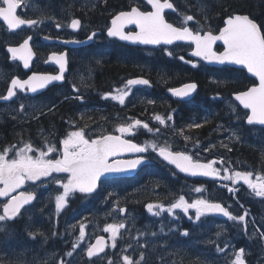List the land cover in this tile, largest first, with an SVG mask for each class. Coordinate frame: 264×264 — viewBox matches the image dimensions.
Segmentation results:
<instances>
[{"label":"flooded vegetation","instance_id":"obj_1","mask_svg":"<svg viewBox=\"0 0 264 264\" xmlns=\"http://www.w3.org/2000/svg\"><path fill=\"white\" fill-rule=\"evenodd\" d=\"M170 2L173 3L175 11L166 10L164 13L165 18L175 26H181L183 11L179 10L176 0H170ZM134 6L139 7L141 10H145L146 0H32V3L27 8V10H25L24 7H20L17 10V14L21 18L35 19L37 21H43L42 23H38L31 27L23 26L18 30L9 31L6 24L0 20V96L6 94L10 85V81L13 77H18L23 80L27 79V77L33 73L52 75L57 74L59 72V67L54 64L53 61L48 59L51 54L65 53L67 60L64 80L61 84H50L46 86L45 89L38 90L34 93L27 91L20 92L19 89H17V95L12 99L8 101L0 100V154H3L5 149H9V155L6 158H14L15 152L24 147L25 143H30L33 148L47 151L46 146H39L37 144H40L41 139H43L45 142L47 141L48 146L57 147L56 152L49 154V158H56L61 154L59 152L60 140L65 137L67 132L77 130V128L84 130L86 129V138L91 139H95L100 135L107 134L120 135L115 131V129L112 131L107 130L105 132H100L99 130L102 126L97 124V122L92 125L71 123L69 116H67L65 112L60 116L62 117L61 120L59 119V114H57L58 116L56 119H54V116L51 114V111H53L55 107H59L63 103H65V106L61 108L63 111H66L68 103H70V105H73L74 110L78 111L77 114L71 115V118L81 121L84 119V106L92 109H101L99 108V105L102 102H109L107 99H104L100 96L101 93H107L110 88L113 89L114 87H117V85L122 84V82H126L128 79L141 77L149 80L150 84L147 86H135V89H137V92L141 93V95L152 93L154 90V86L150 78L145 77L144 75H138L127 77L125 80L110 82L109 86H107L104 91H94L93 88L89 91H86L84 87L80 86L78 88V92H74L73 83H75V80L80 73L89 71V73L94 74L93 71H95V68H90V65L92 64L90 59H93L94 63L98 64V60L102 62L101 57H111L118 54L125 55L129 63H132V54L134 52V54L138 53L142 58L145 57L144 59H147L150 62L149 68L155 67L160 69L163 64V58L165 57H167L169 60L176 59L182 61L179 59V57L183 56L185 61H192L197 65L201 63L205 64L201 59H196L187 55V52L192 49V46L187 43L175 44L179 46L182 44L188 45L187 50L185 51L184 55H182L180 51L171 49L175 45H173L171 48H165L163 46L141 47L126 44L117 38H109L107 36V28L111 26V19L119 12L129 11L131 7ZM168 17L171 19H168ZM72 19H79L81 21V27L79 29L73 30L68 27ZM193 22L194 20L188 22V26L194 31H206L205 27L201 29L200 27H197V24L194 25ZM57 23L62 25L60 29H57ZM134 30L135 29L131 27L125 28V31ZM92 33H95L94 38L92 40H88L87 37ZM28 37L32 38L30 40V47L32 48L34 56L30 62V68L25 69L21 61L11 59V54L7 51V48L9 46L18 47L23 42V40ZM45 37H49V39H45ZM65 41L68 42L65 43ZM166 50L171 51L173 55H166ZM215 50H221V46L217 45ZM180 85L171 88H176ZM171 88H167L166 93L170 95L174 101L193 102L192 98L197 89L189 99L178 100L174 99L170 94L169 89ZM95 94L99 96L96 98H90V96ZM86 95L88 97H86ZM77 96L83 97V100L77 99ZM155 96H157L155 102L160 104V81ZM142 102L144 101L140 96L139 98H128L123 105H139ZM77 104L80 106L76 107L75 105ZM21 105L24 106L23 110H21ZM157 115L165 118L171 115L173 119L169 120L167 123L160 124L159 121L155 120ZM149 117L151 118L149 119L141 113L135 115H125L124 121L126 124L130 123L132 119H138L144 123H147L148 126L154 130L153 132L148 133V129H145L143 128V125H140L135 130V134L124 135L123 138L130 139L134 143L144 145L143 143L145 141L148 142V139L153 138L151 135H153L156 131L163 132L166 136L171 138H168V140H166L163 144L164 146L169 147L171 151H184L191 155L194 160H199L203 163L215 160L218 163L214 164V167L221 169V176L223 175L222 169L229 168L228 161L224 156V148L208 147V149H199L196 147L195 149H192L191 145L194 144L192 140H189L188 144H184V141H181V132L176 130V124L174 123L175 113H173V111H170L167 114L159 113ZM117 119L118 117H114L111 126L116 128V125L121 122V119ZM202 119L204 120V118ZM37 120L46 121L45 130H40V128L37 126L38 124L36 123ZM150 121H152V123H150ZM197 121L199 120H195L194 124L198 123ZM219 122H216L214 129H212L214 134L218 130ZM37 153L38 152L36 150V155ZM139 155H144L147 158V163L140 166L131 175L114 177L108 180L112 186H115L116 182H123L129 194L131 191L136 192L137 195L144 192L138 196L139 198H144L145 201L147 200L148 202L143 205V209L140 212L138 210L137 203H134L135 205H132L131 207L128 205H119L120 208L126 209V213H120L121 218L125 219L126 216H132L134 219L133 223L129 221L131 226L138 224L139 222L144 224H146V222H150L149 224L154 225L155 221L151 223L152 219L146 218L147 212L145 211L147 209L145 205L149 203L154 204V202L160 203V194L159 200L157 201L154 200V194H145L146 190L142 187L144 181L148 178L149 174H152L156 170L158 172L157 176L160 178V166L163 167V173L171 177L175 184L181 183L179 176L182 174L176 168L163 161L162 158L153 152L151 148H149L148 152L145 154H133L122 158V160L134 159ZM221 160L223 161L222 164L219 163ZM229 170L230 172H233L230 168ZM242 170H244V172H251L253 174L252 179L254 181L256 180L257 175H259L256 173L257 170L255 168H248V170L243 168ZM52 175L53 177L61 178L64 182H66L67 174L54 173ZM182 176L185 177L189 183L188 186L185 185L183 188L184 192L181 195L188 196L193 194V192H195V188L200 187L202 192L198 194L195 193L197 197L208 199L210 202H219L228 210V205L224 197L227 196L228 193V187L226 186L230 184L233 187L231 181L201 177L190 178L184 175ZM106 180H100L98 189L106 185ZM0 187H2V185H0ZM233 188H238L241 195L243 194V205L246 207L251 206V209L248 208V212H252L255 216H264V198L251 196L252 192L247 194L252 191L247 186L238 185L237 187ZM138 189H142V191H138ZM20 191H33L35 193V199L29 205L25 206V208L22 209L21 214L18 215L14 220L6 221L0 225L4 228V231H0V264H9L11 257L14 256V253L19 251L18 249L24 246V243H31L30 246H32V248H30L28 251L29 254L36 253V248L38 247L37 243L44 244L42 248H46V251L49 253L56 249L55 256L62 254L64 250H67V247L71 245L69 242L72 239V236L69 237V230H71L72 235H74V233L80 228L79 222L81 221V218L78 219L80 214V217H83L84 215L85 217L91 216L96 221L99 218L93 216V213L90 212V210L95 209L96 206L99 205V199L101 196L96 194L98 190L92 194L75 192L71 198H66V206L61 210L60 213L56 212L55 197L56 195L62 193L63 189L56 185L52 178H41V181H38L35 184H33V182H27L23 188L16 190L11 195H18ZM177 194L180 193L177 192ZM177 194L173 196V199L175 197L176 198L172 201V203H174L175 200L179 198L180 195L177 196ZM137 195H131L129 200L132 202V199ZM85 197L87 199H85ZM8 198L10 197H0V214H3L2 203L7 202ZM113 205L114 207L118 206L117 203H113ZM68 206L71 210L70 216H74L77 220H79L76 225H69ZM191 212L195 215L194 210L191 209ZM203 218L208 220H221L215 214H209ZM57 219L59 221H57ZM196 225L194 226L196 227ZM205 226L206 227H204V225L201 226L203 229V232L199 237L201 239L209 237L212 231L211 225ZM149 227L152 228L151 225ZM90 229L91 227L88 226L87 230ZM154 229H157L156 240L158 243H160V227L156 226ZM53 233H55V235H53ZM88 235L91 236L80 249L82 250V264H93L103 256H95L91 260L87 257L86 250L92 244L94 238L99 235H104L108 240L107 236L103 232L95 233V231H90ZM132 235L133 233L130 231V235L128 236L130 239L129 243L131 248H134L135 244L133 240H131ZM164 245L165 243L163 242V246ZM241 245H245L243 239ZM147 248L148 249L144 251L146 253L143 254V258H141V255H139L140 253L132 256L133 264H162V261L165 258V252L160 247V244L157 245L156 248H151L149 246H147ZM147 252L150 254H147ZM246 252L247 250L244 251V254ZM207 253L209 254V252ZM222 255H224V252ZM252 257L258 261L259 257L257 254H245L246 259ZM55 262L56 260H51V264H55ZM259 263L261 264V262Z\"/></svg>","mask_w":264,"mask_h":264},{"label":"snow or ice","instance_id":"obj_2","mask_svg":"<svg viewBox=\"0 0 264 264\" xmlns=\"http://www.w3.org/2000/svg\"><path fill=\"white\" fill-rule=\"evenodd\" d=\"M32 0H0V20L6 24L9 31H15L23 26H35L43 21L35 19L21 18L17 14L20 7L25 10L30 6ZM172 9L175 11L173 3L170 0H146L145 10L139 7H131L129 11H121L111 19V26L107 28V36L109 38H118L120 41H128L140 45H173L174 42H186L192 46L190 55L198 57L203 61L216 64H233L242 66L252 76L258 79V84L247 89V91L235 94L234 99L239 102L243 109L247 110L245 122L248 125L264 126V34L258 25L247 15L229 16L224 21V26L219 29L218 34L212 31L193 30L188 26V22L194 20L192 15L184 17L181 26H174L165 19V10ZM134 25L135 31H125L126 26ZM57 29L62 27L56 24ZM73 30L81 27L79 19H72L68 25ZM95 33L87 37L92 40ZM28 37L18 47L9 46L7 51L11 54V59L22 62L25 69L30 68V61L33 58V51L30 47ZM49 39V37H45ZM217 41L223 42V51L217 52L213 45ZM68 41H65L67 43ZM75 42V41H73ZM166 55L172 56L171 51L166 50ZM48 59L54 61L59 66V73L29 75L27 79L21 80L13 77L5 95L0 96V100L8 101L17 95L16 90L20 92H37L45 89L52 82L62 81L66 69V54L53 53ZM185 63H191L192 67H197L192 61H185L183 56L179 57ZM97 63H100L98 60ZM147 79L135 78L128 79L124 88L118 89V95L104 94L102 98H110L118 101L121 105L125 103V98L129 95L134 86L149 85ZM197 89L196 83H187L179 88H171L169 92L173 97L185 99L190 97ZM73 91L78 89L73 85ZM77 99L83 100V97L77 96ZM23 110V105L20 106ZM235 111V109H233ZM168 120L173 117L169 115ZM155 120L160 124H164L165 120L157 115ZM140 120H134L131 124H121L115 129L120 135H100L95 139L86 138L87 133L84 129L69 131L63 139L60 140L59 152L56 158H49V154L56 152V146H45L47 151L39 150L38 155H30L29 153L36 151L30 143H26L24 147L15 152L14 158H6L9 155V149H5L0 154V197H10L7 202L2 203V212L0 214V225L6 221L14 220L21 214L22 209L29 205L35 199L33 191H20L18 195H11L18 189L23 188L27 182L35 184L41 181V178H52L54 183L60 186L63 191L55 197L56 212L60 213L66 206V198L72 196L73 193L79 192L83 194H92L97 189L98 181L105 174L127 173L137 170L140 166L147 163L144 155H139L134 159L118 160L111 159L121 154H145L151 148L163 161L170 165H174L180 173H184L193 177L200 176L206 178H219L223 181H231L233 185L243 182L251 189L256 197L264 198V176L257 175L256 180L252 179L251 172L234 171L230 172L229 168L221 169L214 167L217 161H209L202 163L194 160L193 157L184 151H171L169 147L158 146L156 143H147L140 145L132 142L130 139L123 138L125 134H135V129L140 126ZM201 124H193L191 127L199 128ZM143 128L149 129L147 123L143 124ZM151 131V129H149ZM188 139V137H185ZM223 163V161H219ZM67 174L66 182L61 178L53 177L52 174ZM229 193H233L236 189L228 187ZM196 193H201L200 187L195 188ZM148 213L153 216L160 217L162 212H167L169 216H173L175 210H180L190 220L193 218L189 215V210H194L195 217L193 222H199L201 218L209 214H222L230 221H245V215L235 216L231 214L226 207L219 202H210L205 198H197L190 203L183 195H180L170 206L163 204L145 205ZM155 209H159L156 211ZM120 213H126L125 208L119 209ZM126 227L124 222L118 224H107L104 232L111 234L112 246L116 247V240L120 234V230ZM246 228V226H245ZM0 231L4 228L0 226ZM85 226L81 225L79 238L72 244V249L76 250L81 241L85 238ZM55 235V233H53ZM182 235H189L185 229ZM217 236L220 233L216 234ZM34 238V236H33ZM227 247V246H226ZM219 251H224L220 249ZM104 252V239L97 237L96 242L90 245L86 250L87 257L91 260L94 256ZM69 257L73 255V251L67 253ZM244 250L238 249L235 252V259L232 264H246ZM143 258V254H141ZM123 264H133L132 258L128 255L122 257ZM63 264V261L61 262ZM109 264L112 261L109 260Z\"/></svg>","mask_w":264,"mask_h":264},{"label":"trees","instance_id":"obj_3","mask_svg":"<svg viewBox=\"0 0 264 264\" xmlns=\"http://www.w3.org/2000/svg\"><path fill=\"white\" fill-rule=\"evenodd\" d=\"M191 1V0H190ZM180 0H176L180 11L185 13V9L189 11L190 15L195 20L203 23L206 31L217 32L223 25L225 17L232 15L233 13L247 14L250 18L255 20L264 34V0H192L191 9L186 4V8H183L180 4ZM189 8V9H188ZM168 19H171L168 17ZM188 45H175L172 50L180 51L184 55ZM133 62L129 63L125 55H113L111 57H101L102 62L100 64L94 63L93 59L90 68H95V72L84 73L91 74V81L87 82L88 85H83L86 91L94 89V91L106 89L110 82H117L119 80H125L130 76L144 75L151 79L154 86L152 93L143 94L141 98L144 102L141 104H126V105H114L112 106L109 102H102L99 106L101 109H92L83 107L84 119L78 121L72 119L71 115H75L78 111L74 110L73 105L68 103L67 110L63 111L61 107L65 106V103L59 107H55L51 114L56 119L59 114V119L64 112L69 116L71 123L80 124H94L97 122L101 128L105 129L107 126L110 127L114 117H118L117 120L124 119L127 114H144L147 118L155 114H167L170 111L175 113L174 123L176 124V130L181 132L183 141H199L205 143L207 140L214 136V126L216 122L228 123L231 119L230 115L225 110V100L233 101L232 94L244 91L249 86L255 84L253 78L248 76L244 71L235 69L228 66L220 68L207 66L203 63L197 67H192L189 63L179 61L176 59L169 60L167 57L163 58V64L158 68H149L150 62L145 57H141L138 53L133 52ZM98 66V67H96ZM116 77V78H115ZM86 79V78H85ZM86 83V80H84ZM160 81V104L155 102L157 96L155 93ZM194 82L197 84V90L193 95V102L174 101L170 95L166 93L167 88H171L180 84ZM80 87V86H79ZM91 95V94H90ZM99 95L95 94L90 98H96ZM86 97H88L86 95ZM101 102V101H100ZM79 107L80 105H75ZM238 109H240L237 106ZM204 118V120L202 119ZM195 120L202 126L199 128L191 127ZM37 126L41 129L46 128V121L37 120ZM152 123V121H150ZM45 124V125H44ZM105 124V125H104ZM45 126V127H44ZM257 129L259 136H262L264 141V128L247 126L242 120L243 132L251 129ZM108 129V128H107ZM106 129V131H107ZM110 130V129H108ZM188 137V139H185ZM192 142V144H193ZM257 148L253 144L247 142L232 141L226 146L224 150V156L228 161V167L231 171L235 169H242V162H245L249 168H260L264 171V146L260 145ZM255 148V149H254ZM222 151V150H221ZM238 163V166L237 164ZM240 164V165H239ZM242 167V168H241ZM163 167L160 166V178L157 176V170L152 174L148 175V178L143 183L145 188V194H154V200H159L160 203L170 204L173 196L181 195L184 192L185 185L188 186L187 179L182 175L179 176L181 183H174V180L163 173ZM156 174V175H155ZM103 187L98 189L96 194L100 195L99 205L95 209L90 210L95 217H103L106 208L110 209L113 207V203L117 205H128L134 206V203L138 204L139 212L143 209V205L148 203L144 198H139L136 192L131 191V195L135 196L132 202L129 200L131 196L127 191L123 182H116L115 186L110 184L109 180L105 181ZM160 187V191H159ZM142 191V189H138ZM115 195V197H114ZM238 198L242 203L244 202L243 196L237 194ZM148 197V196H147ZM230 197L232 194L230 193ZM229 197V198H230ZM228 199H226V202ZM75 202V201H74ZM73 204V203H72ZM190 224L187 221L182 222L181 228L187 230L189 235L187 237L179 235L180 232H171L169 238H165V245L162 249L165 252V258L162 264H230L229 260L232 258V253L227 252L224 255L218 253L217 249L224 244V242L234 241L233 244L239 246L242 238H239L236 234L238 231L233 226H227L226 229H212L209 237L205 239L199 238L203 232L202 227L198 226L189 227ZM237 229V228H236ZM220 233L219 236L216 234ZM196 243V244H195ZM178 245V248H177ZM30 248L32 246L29 245ZM29 247H22L30 250ZM236 247V246H235ZM201 249V250H200ZM229 251V249H228ZM209 252V254L207 253ZM14 257V256H13ZM13 257L10 259V264L13 263ZM247 264H260L253 257L246 259ZM1 263V257H0Z\"/></svg>","mask_w":264,"mask_h":264},{"label":"rangeland","instance_id":"obj_4","mask_svg":"<svg viewBox=\"0 0 264 264\" xmlns=\"http://www.w3.org/2000/svg\"><path fill=\"white\" fill-rule=\"evenodd\" d=\"M180 1H181L180 4L183 5L182 6L183 8H186L185 7L186 4H187V6H189V8L191 7V4H192L191 1L192 0L191 1L190 0H180ZM187 15H190V13H189V11H187L185 9V13L183 14V17L181 19L182 22L184 20V17ZM193 23H194V25L197 24V27H200L201 29L204 27L203 23L199 22L198 20L194 19ZM165 54H166V51H165ZM84 80H86V84H85ZM90 81H91V74L80 73L79 76L76 78L75 83H73V84L78 89L79 86H83L84 84L88 85L89 83H87V82H90ZM125 84H126V82H122V84L117 85V87H114L113 89L110 88V90H108L107 93H110L111 95H118L119 93L117 92V90L124 88ZM104 94H106V92L101 93L100 96L104 97ZM140 96H141V93L137 92V89H135V86H134L132 88V90L130 91L129 95L125 98V102L128 98H130V99L131 98H139ZM104 99H107L110 104L112 103L111 104L112 106H114L116 104L121 105L118 101H113L110 98V96H109V98H104ZM224 104H225L224 108L226 110V113L228 115H230V117H231L230 121L227 124L219 122L218 123V130L214 134V136L211 137L210 140L208 139L207 142H205V143L202 142V144L197 140L194 141V144L191 145L192 149H195L196 147H198L199 149H201V148H205V149L207 148L208 149V147H217V148L220 147V148H224V150H225L226 146L229 143H231L232 141L247 142L249 144H253L257 148H259L260 145L264 146V141L262 140L263 138H261L262 136H259L260 133H259V131H257V129L254 128V129H251L249 131L243 132L242 120H244V123H245V117H246V113L244 112V110L238 109L237 104L234 101L231 102L228 99L225 100ZM233 109H235V111ZM162 118L165 120V123L169 122V120L167 118H165V117H162ZM124 120H125V118L121 119V122L118 125L126 124ZM133 121H134V119H132L131 122L128 124L133 123ZM143 123L144 122H142L141 125H143ZM118 125H116V127ZM107 128L110 129V131H112L113 129H116L113 126H110V127L107 126L105 129L101 128L99 131L105 132ZM137 128H138V126H137ZM149 129H151V131H149ZM149 129H148V133H151L154 130L151 127H149ZM69 130H73V129H69ZM160 133H162V134H160ZM118 134H120V133H118ZM90 135H92V134H90ZM125 135H128V134H125ZM151 136H153V138L148 139V142L145 141L143 143L144 145L147 143L154 142L158 146H164L163 144L165 143V141L168 140V138H170L169 136H166L163 132H158V131H156ZM180 139H181V141H183L182 138H180ZM183 143L188 144V141H184ZM37 144L39 146H45V141L43 139H41L40 144L39 143H37ZM257 145H259V146H257ZM201 146H204V147H201ZM34 149L37 150V152L39 150H43V149H38V148H34ZM29 154L30 155H36V151L31 152ZM37 155H38V153H37ZM242 165H243V168L248 170L249 166H247V164L245 162H242ZM256 170H257L256 171L257 174L264 176L263 170H261L260 168H256ZM226 187H232V186L230 184H228ZM234 189H236V191L231 193L232 197H230V193L228 191L227 196H225L224 198L228 199V201H227L228 206L227 207H228V211L231 214H233L235 216H240V215L246 214L244 222L230 221L226 217L220 218L221 220H215V219L208 220L206 218H201V220L199 222H193L195 215L192 214L191 209L189 210V215L193 218L192 220H190L188 216H185L183 214V212L180 210H175L173 216H169L167 214V212H162L160 217L153 216L150 213H148V211L146 210L145 211V212H147L146 218L147 219L151 218L152 219L151 223H153L155 221V224L152 225V224H149L150 222H146V224L139 222L138 224H134L131 226L129 224V221L131 223H133V220H134L133 217L129 215V216H126L125 219L121 218L120 211H119L120 206H117V207L113 206L110 209L106 208L104 211L103 217H99L97 221L94 220L91 216L85 217V215H84L83 217H80L81 214L79 215L78 219L81 218L79 225H80V227H81V225L85 226V233L86 234H85L84 240L80 242V244L76 250L72 249V244L78 240L80 228L74 233V235H72L71 230H69V237L72 236V239L69 242V244H71V245L68 246L67 250L65 249L62 254L55 256L56 249H54L51 253H49L46 251L47 250L46 248L45 249L42 248L44 246V244L37 243L38 247L36 248V253H34V254H29V252H28L29 250H27V249L19 250L16 253H14L13 263H16V264H51V260H53V261L56 260L55 264H61L62 261H63V264H82L81 263V261H83L81 258V251L82 250H80V249H81V247H83V244L91 236V235H88L89 232L95 231V233L96 232L105 233V235L108 238L109 246H108L107 252L101 258H99L98 261H96L93 264H109V260L112 261V264H123L122 257L124 255H128L130 258H133L132 256L137 255V253H140L139 255L144 254V253H146L144 251L146 249H148L147 246H149L151 248H154V247L156 248L157 245L160 244V247L162 248L164 239L166 237H170L171 232L177 231V232H180L179 235L187 237L185 235H182V232L184 230L181 228L182 222L185 220L190 224L189 227H193L196 224H197L196 226H198V227H200L202 225H204V227H206L205 225H211L212 229H216V231L219 229H222V228L226 229L227 226H233V228H235V230L238 231L236 233L238 235V237L242 238L244 240L245 245L244 246L241 245L242 241L240 242L239 246L233 244L234 241H231L229 243L224 242V244H222V246H220L217 249L218 253H223L226 251V249L229 248L228 252L232 253V258H230L231 260H229V262H230V264H232V261L235 259L236 250L241 248L244 251L247 250V252L245 253L247 255H249L250 253H252L254 255L257 254L259 257L258 262H261V264H264V216L263 215L255 216V215H253L252 212H248V210H249L248 208L251 209V206H248V207L244 206L242 201H240L238 196H237V194H240V196H241L239 189L238 188H234ZM251 192H252L251 196L256 197L255 193L253 191H250L247 194H250ZM195 193L196 192H193V194H190L188 196H185V195H183V196L190 203L192 200L200 198V197H197L195 195ZM196 194H198V193H196ZM73 195H74V193L72 194V196ZM72 196H70L68 198H71ZM242 196H243V194H242ZM85 199H87V198L85 197ZM154 204H162V203L154 202ZM163 205H165L167 207V206H170L171 203L170 204H163ZM68 210H69V212H68L69 225H71V226L76 225L79 220H77L74 216H70L71 210H70L69 206H68ZM155 210L159 211V209H155ZM57 221H59V220L57 219ZM120 222H124L126 227L124 229L120 230V234L116 240V247L114 248L112 246L111 234L104 232V228L107 224H113V223L118 224ZM150 225L152 226V228L149 227ZM88 226L91 227L90 230H87ZM156 226L160 227V243H158L156 240L157 229H154ZM245 226H246V228H245ZM130 231L133 233V235L131 236V240H133V242L135 244L134 248H131L130 243H129L130 239L128 236L130 235ZM0 238H1V236H0ZM135 241H137V242H135ZM29 245H31V243L30 244L24 243V246L26 248L29 247ZM6 248H8V247H6ZM177 248H178V245H177ZM8 249H10V248H8ZM220 249H224V251H219ZM69 251H73V255L71 257H69L67 255V253ZM151 252H152V250H151ZM147 254H150V253L147 252ZM245 254L243 256L244 259H246ZM0 256H1V253H0ZM160 257H161V255H160ZM246 264H247V261H246Z\"/></svg>","mask_w":264,"mask_h":264},{"label":"water","instance_id":"obj_5","mask_svg":"<svg viewBox=\"0 0 264 264\" xmlns=\"http://www.w3.org/2000/svg\"><path fill=\"white\" fill-rule=\"evenodd\" d=\"M166 10H172V9H166ZM165 10V11H166ZM233 15H247V14H241V13H233L232 15H229V16H233ZM229 16H227V17H225L224 18V20H223V25L220 27V28H222L223 26H224V21H225V19L226 18H228ZM248 16V15H247ZM249 17V16H248ZM250 18V17H249ZM166 19V18H165ZM250 19H252V18H250ZM253 20V19H252ZM257 25H258V27L260 28V26H259V24L255 21V20H253ZM168 22V21H167ZM169 23H171V22H169ZM175 26V25H174ZM134 28L135 29V26L134 25H128V26H126V28ZM261 29V28H260ZM136 30V29H135ZM134 30V31H135ZM219 33V30H218V32H216V33H214V34H218ZM261 33H262V31H261ZM263 34V33H262ZM118 39V38H117ZM119 40V39H118ZM122 42H124V43H126V44H129V45H132V46H141V47H157V46H165V47H171V46H173L174 44H177V43H186V42H174V44L173 45H163V44H161V45H140V44H134V43H131V42H128V41H122ZM79 44H81V43H79ZM188 44V43H187ZM217 45H219V46H221V50H219V51H217V50H215V47L217 46ZM213 48H214V50L215 51H217V52H222L224 49H223V42L222 41H217L214 45H213ZM192 50V49H191ZM191 50L190 51H188L187 52V55L188 56H190V57H192L191 55H190V53H191ZM34 56V55H33ZM193 58H196V59H200V58H198V57H193ZM19 61V60H18ZM203 61V60H202ZM31 62V61H30ZM206 65H209V66H213V67H221V66H224V65H226V66H230V67H233V68H238V69H241V70H244L245 72H246V74L248 75V76H250V77H252L255 81H256V84H258V79L257 78H255L254 76H252L250 73H248L247 72V70L246 69H244L242 66H239V65H233V64H223V65H220V64H216V63H209V62H206V61H203ZM53 63L54 64H56L54 61H53ZM57 65V64H56ZM58 66V65H57ZM59 67V66H58ZM65 72H66V69H65ZM59 73V72H58ZM57 73V74H58ZM65 74V73H64ZM139 78H141V77H139ZM133 79H135V78H133ZM144 79V78H143ZM64 80V79H63ZM63 80L62 81H56V82H52L51 84H55V83H57V84H61L62 82H63ZM190 83H193V82H190ZM185 84H187V83H185ZM256 84H254V85H256ZM184 85V84H183ZM254 85H251V86H249L248 88H250V87H253ZM182 86V85H181ZM181 86H179V87H181ZM179 87H176V88H179ZM247 88V89H248ZM247 89H245L244 91H247ZM240 92H243V91H240ZM240 92H237V93H234V94H232V98H233V100L237 103V105L241 108V109H243V107L241 106V105H239V102L238 101H236L235 99H234V96H235V94H238V93H240ZM193 95V94H192ZM191 95V96H192ZM190 96V97H191ZM190 97H188V98H185V99H182V100H187V99H189ZM174 99H178V100H181V99H179V98H177V97H173ZM243 110H245V109H243ZM245 111H247V110H245ZM245 120H246V118H245ZM246 123V122H245ZM246 125H248L247 123H246ZM248 126H252V125H248ZM254 126H259V127H263L264 128V126H261V125H254ZM130 155H133V154H129V153H124V154H121V155H119V156H117V157H115V158H110V160L111 159H118V158H123V157H125V156H130ZM118 160H122V159H118ZM166 162V161H165ZM167 163V162H166ZM203 163V162H202ZM168 164V163H167ZM168 165H170V164H168ZM170 166H173V167H175L174 165H170ZM178 170V169H177ZM136 170H133V171H129V172H127V173H112V174H105L104 176H102L101 178H100V180H102V179H105V178H111V177H121V176H127V175H131V174H133L134 172H135ZM179 171V170H178ZM237 171H239V170H237ZM182 175H184V176H187V177H191V178H198V177H200V176H196V177H193V176H190V175H187V174H184V173H181ZM201 178H206V177H201ZM208 179H214V178H208ZM215 179H219V178H215ZM100 180L98 181V184H99V182H100ZM238 185H243V186H246V185H244L243 184V182L241 181V182H239L238 184H236V185H233L234 187H236V186H238ZM97 188H98V186H97ZM97 190V189H96ZM96 190H94V192L96 191ZM215 215H218V216H220V217H222L223 215L222 214H215ZM98 237H103V236H98ZM97 238V237H96ZM96 238H95V240L92 242V244H94L95 242H96ZM103 239H104V252H105V250H106V247H107V241H106V238L105 237H103ZM91 244V245H92ZM104 252H102V253H99V254H97L96 256H99V255H101V254H103ZM95 257V256H94Z\"/></svg>","mask_w":264,"mask_h":264},{"label":"bare ground","instance_id":"obj_6","mask_svg":"<svg viewBox=\"0 0 264 264\" xmlns=\"http://www.w3.org/2000/svg\"><path fill=\"white\" fill-rule=\"evenodd\" d=\"M98 24V23H97ZM93 72H95V71H93ZM116 78V77H115ZM156 97V96H155ZM257 146H259V145H257ZM260 148V147H259ZM255 149V148H254ZM237 164V166H238V163H236ZM240 165V164H239ZM242 168V167H241ZM238 170H240V169H238ZM201 250V249H200Z\"/></svg>","mask_w":264,"mask_h":264}]
</instances>
